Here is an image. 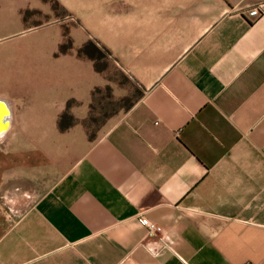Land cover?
Returning a JSON list of instances; mask_svg holds the SVG:
<instances>
[{"label": "crops", "instance_id": "crops-1", "mask_svg": "<svg viewBox=\"0 0 264 264\" xmlns=\"http://www.w3.org/2000/svg\"><path fill=\"white\" fill-rule=\"evenodd\" d=\"M89 7L136 97L88 141L59 130L91 64L0 72V264H264V0Z\"/></svg>", "mask_w": 264, "mask_h": 264}, {"label": "rangeland", "instance_id": "rangeland-1", "mask_svg": "<svg viewBox=\"0 0 264 264\" xmlns=\"http://www.w3.org/2000/svg\"><path fill=\"white\" fill-rule=\"evenodd\" d=\"M104 1L0 0V72L12 74L17 89L24 88L22 83L30 69L48 67L49 73L55 72L62 60L71 78L79 64L82 72L86 68L88 73L89 64L97 71L100 85L92 90L91 98H80L79 102L66 98V111L60 118L70 128L59 131L73 132L88 141L104 133L137 93L136 86L113 64L103 47L89 38V6L95 12V4Z\"/></svg>", "mask_w": 264, "mask_h": 264}, {"label": "built area", "instance_id": "built-area-1", "mask_svg": "<svg viewBox=\"0 0 264 264\" xmlns=\"http://www.w3.org/2000/svg\"><path fill=\"white\" fill-rule=\"evenodd\" d=\"M259 15L260 12L257 8H252L246 13V16L251 19L258 17ZM140 223L145 228L147 237H154L162 231L158 224L149 221L145 216L140 217Z\"/></svg>", "mask_w": 264, "mask_h": 264}, {"label": "water", "instance_id": "water-1", "mask_svg": "<svg viewBox=\"0 0 264 264\" xmlns=\"http://www.w3.org/2000/svg\"><path fill=\"white\" fill-rule=\"evenodd\" d=\"M3 131H4V129L0 130V132H3Z\"/></svg>", "mask_w": 264, "mask_h": 264}, {"label": "trees", "instance_id": "trees-1", "mask_svg": "<svg viewBox=\"0 0 264 264\" xmlns=\"http://www.w3.org/2000/svg\"><path fill=\"white\" fill-rule=\"evenodd\" d=\"M129 107V106H128Z\"/></svg>", "mask_w": 264, "mask_h": 264}]
</instances>
